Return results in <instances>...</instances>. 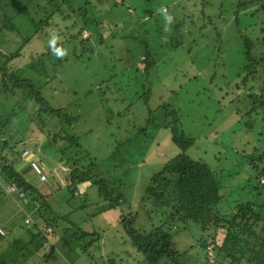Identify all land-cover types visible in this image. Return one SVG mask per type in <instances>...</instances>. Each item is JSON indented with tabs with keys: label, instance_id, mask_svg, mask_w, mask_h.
<instances>
[{
	"label": "rangeland",
	"instance_id": "374dc122",
	"mask_svg": "<svg viewBox=\"0 0 264 264\" xmlns=\"http://www.w3.org/2000/svg\"><path fill=\"white\" fill-rule=\"evenodd\" d=\"M240 1L249 0H77L78 7L89 10V16L103 22L101 26L105 24L103 42L93 39L83 46L86 31L70 37L78 34L81 17L64 14V19L58 13L51 18L52 8L45 0H0V50L17 54L0 64L31 79L50 107L73 119L66 124L42 112V104L27 95H33L30 89L18 91V100H11L17 124L12 117L8 121L13 134L8 146L16 143L15 148L24 149L26 141L20 135L29 128L28 148L45 162L44 180L33 171L29 175L45 193L33 210H47L44 214L49 218L57 210L66 214L72 227L63 233L55 227L53 238L48 235L52 240L56 237L53 249L44 246L21 264H147L131 244L121 219L131 213L134 227L141 231L165 221V212L142 198L151 176L179 152L171 140V126L154 125L165 120L164 113L171 108L177 111L178 130L194 141L188 155L207 163L222 181L224 197L217 208L228 211L235 203L261 200L252 188L257 169L242 155L264 166V112L253 129L245 127L241 115L248 106L247 89L257 88L264 95V42L250 48L253 57H263L256 83L246 89L240 84V90L236 83L246 76L244 41L255 38L262 18L253 8H240ZM8 20L11 29L3 24L9 25ZM56 49L62 54L57 55ZM149 108L154 113L148 114ZM69 136L77 138L78 147L68 144ZM29 149L22 151L27 159ZM75 155L80 159L74 165L91 167L93 177L113 183L126 201L100 211L105 202L90 176L72 190L68 166L73 164L64 161ZM76 174L83 177L80 171ZM22 195L7 207L10 216L3 214L8 221L0 217L9 230L0 252L14 238H26L21 227ZM36 216L38 223V218L43 222ZM172 225L169 231L180 264H219L212 245L205 250L198 245L201 234L195 224ZM82 229L91 235L76 239L74 231Z\"/></svg>",
	"mask_w": 264,
	"mask_h": 264
},
{
	"label": "trees",
	"instance_id": "16d2710c",
	"mask_svg": "<svg viewBox=\"0 0 264 264\" xmlns=\"http://www.w3.org/2000/svg\"><path fill=\"white\" fill-rule=\"evenodd\" d=\"M45 1L52 8L49 14L51 18L58 13L64 19L66 18L63 17L64 14H67V17L71 15L81 17L82 20H78L80 22V28L77 31L78 34H72L70 36L71 38H77L80 36V33L86 31L87 35L81 39L83 46H88L93 39L100 44L103 42V29L105 24L101 26L103 22L93 18L94 16H89V10H86L85 7H78L79 3L77 0ZM74 3L77 5L76 7H74ZM116 4L117 2L113 6ZM238 6H240V8H253L252 11L260 14L262 18L261 23L258 24L259 31L257 35L254 36L255 38L249 37L244 41V54L247 59V64L243 68L246 76H242V78L238 80V83L240 82L239 84L236 83L237 90H240V84L246 89L252 84H255V81L260 77H257V73L263 57H259V59L253 57L250 54V48L251 46L255 47L257 42H264V0L240 1ZM37 9H41L39 4ZM31 20L33 21V18H31ZM7 23L12 25L3 23L8 29L14 27L11 21L8 20ZM46 24H48V22ZM75 25H77V23ZM15 55L3 54L0 50V63L10 61ZM59 62H61V59L58 60V63ZM31 66L34 68L35 64H31ZM249 77L251 81H248ZM27 89L33 92V95L27 94L30 96L29 98L32 100L35 99V101L42 104V112L48 113L52 117L55 116L66 124L72 122L73 119L62 109L50 107L48 103L40 97L39 91L31 79L20 77L15 71H10L7 67L0 64V96H4V98H2L3 101H0V106L4 107V103L13 100L14 97L17 99L18 91L25 93ZM256 90L257 88L254 90L247 89L246 98H244L248 106L241 116L244 118L243 123L247 129H253L256 120L261 116L260 112H264V95L262 91L259 92ZM167 108L169 109V106H167L166 109ZM148 111V114L154 113L151 112L152 110L150 108ZM8 115L9 112L0 113L1 150L5 149L8 140L13 139V134L10 132L11 127L8 126V121L10 119ZM164 117L165 120L161 118L159 121L160 124L154 123V125H161L164 122L165 126H171V140L177 146L179 152L170 157L165 162L162 169L151 176L142 200L147 199L154 207L161 209V211L163 210L166 215L165 221L160 226H156L148 231H141L134 227V215L127 213L122 217L121 225L130 238L131 244L144 256L147 264H160L162 262L166 264H180V253L174 246L169 230L172 229V224H175L177 221L182 223L183 228L190 227L192 223L199 228V233L201 234L198 245L202 250L212 245L213 252L215 253V257L213 258H215L219 264H264V194L262 197L261 190L264 188V184L258 182L259 177L264 173V166L258 167L256 158L253 159L251 156L249 157L248 154L242 155L251 167L257 169V173L254 177L255 184L252 188L255 190L256 196L259 195L261 197V200L258 202H238L231 206L228 211L219 210L217 208L218 204L224 197L223 193H221V188H223L222 181L217 179V175L207 163L200 159H194L188 155L187 150L194 141L176 127L177 111L171 108L164 113ZM149 120L148 118V121ZM5 135L8 137L4 138ZM19 140L20 139H18V141ZM65 140L68 141L69 145L79 146L78 140L74 136L66 137ZM1 150L0 183L2 185H14L19 192L23 193L21 201L24 207L20 205L24 211L23 224L21 227L24 228L26 238L16 237L5 247L0 252V264H21L28 257L37 255V251L43 249L44 246L50 247V250L53 249L54 243L49 237L51 233H53L50 227L55 228V220L53 224L51 223V219L54 217L49 218L41 210H33L36 204L44 199L45 193L39 186L33 184L29 178H26L20 170H15V162L12 160L9 161L10 158L7 153L2 155ZM79 159L80 158L75 155L74 158L67 157L64 161L67 165L70 163L73 164L72 166H68L70 167L69 179L71 181L70 186L72 190H77V184L84 181L83 178L86 176L88 178L92 177L94 178L93 182L96 183L98 187V194L105 202V205L102 206L100 211L114 209L120 205L121 201H126L123 195L116 190L113 183L112 186L102 179L93 177L90 171L91 167L84 169V166L81 168L76 166V162H78ZM257 159H259L258 161H262L261 156ZM90 165L94 166L93 163ZM78 171L82 173V178L78 176L79 174H76ZM17 195H19L18 192ZM26 205L28 208H26ZM29 212L31 213L30 215L33 214V219L37 218L35 217L36 215H39L42 219L44 218L43 226H40L38 222L33 219L32 222L25 223L24 219ZM64 217H66V214ZM57 219L60 221L59 215ZM48 228L50 230L45 233V230ZM68 229H72V227L66 230L68 231ZM53 231H55V229H53ZM74 232H78L76 239L77 237L91 235L83 231V229ZM95 233L94 231L92 235ZM59 240L61 239L59 238ZM93 240L94 239L91 238L88 242H93ZM49 241L51 245H49Z\"/></svg>",
	"mask_w": 264,
	"mask_h": 264
},
{
	"label": "crops",
	"instance_id": "0c3cea01",
	"mask_svg": "<svg viewBox=\"0 0 264 264\" xmlns=\"http://www.w3.org/2000/svg\"><path fill=\"white\" fill-rule=\"evenodd\" d=\"M2 96V95H1ZM0 96V97H1ZM2 98H4V96L3 97H1V99ZM13 100H18V99H15V97H14V99ZM5 105H4V107H2V106H0V113L1 112H4V113H8L9 112V115L8 116H10V119H11V117H12V122L13 123H16L17 124V122H16V115H14V114H17V109L15 108V107H12V109H10V104H12V101H7V102H5L4 103ZM13 105H15V102H14V104ZM3 114V113H2ZM27 120V118H25V121ZM24 121V123H28V121H26L25 122ZM24 130V129H23ZM27 131L26 132H21L22 134L20 135V137L22 138V140H24L23 142H25V144H23V146L22 147H24V149L22 148L21 150H18L17 148H15L16 146L15 145H17L16 143H14V146H12V147H14V148H11V146H8V142H6V147H5V149H3V150H1V154L2 155H4V154H6L7 153V155H8V157L10 158V160L9 161H14L15 162V164H14V168H15V170H17L20 166L18 165L20 162H22L23 160H26V159H24V157L22 156V151L23 150H27V149H29L28 148V142H27V137L30 135V132H31V130H29V128L28 129H26ZM8 134H11V133H8ZM8 136H6L5 135V137L4 138H7ZM10 138H12L11 136H9ZM11 140V139H10ZM18 141V140H17ZM20 141V143H22L21 142V140H19ZM8 143V144H7ZM29 152H30V159L31 158H34V159H39V163H40V165H41V167H42V169H44V165H45V162L41 159V158H37V156L34 154V152H32L30 149H29ZM18 153V154H17ZM20 153V154H19ZM17 154V155H16ZM28 160V159H27ZM29 161V160H28ZM27 161V162H28ZM17 167V168H16ZM21 171V170H20ZM22 172V171H21ZM30 172H31V170H29V171H25L24 173L22 172V174H24V176L26 177V178H29V175H30ZM6 186H10V185H2L1 183H0V217L2 218V219H4V220H6V221H8V218L6 219V217L5 216H10V214L9 213H11V210L8 208L7 209V207H11V203L12 202H14V199L17 197L16 195L17 194H9V193H7L6 192V190H5V187ZM14 193V192H13ZM29 199V198H28ZM56 208V207H55ZM44 210H45V208H43ZM7 210L8 211H10L9 213L7 212ZM45 212H47V210H45ZM44 212V213H45ZM6 213H8L7 215H3V214H6ZM31 213L29 212V215H30ZM53 215H55V216H53L54 218H53V220H55V224H54V227H57V226H59L60 227V233H63L67 228H69V227H71V224L65 219V217H64V215L65 214H59L58 213V211L57 210H54L53 209ZM59 215V219H60V221L57 219V216ZM31 217H33V214L32 215H30ZM35 217H37V216H35ZM34 218V217H33ZM32 218V219H33ZM37 219V218H36ZM36 219H33V220H35V221H37ZM39 219V221L41 222H39L38 224L40 225V226H43V222H42V220L40 219V218H38ZM12 227H15V229H16V227H17V224H16V222H12ZM51 226V225H50ZM0 227L5 231L4 232V234L3 235H1L0 234V243H1V241L3 240V237H5V235L7 234L8 235V229H6V224H5V222H1V220H0ZM20 227V226H19ZM6 229V230H5ZM55 230H56V228H55ZM92 231H93V229H92ZM52 232L53 233H51V237H52V235H54V231L52 230ZM16 235H18V234H16ZM55 240H56V237L54 236V240H52V238H51V241L54 243L55 242ZM58 240H59V238H58ZM4 242V241H3ZM8 243V242H7ZM3 246H7V244L6 245H3Z\"/></svg>",
	"mask_w": 264,
	"mask_h": 264
},
{
	"label": "built area",
	"instance_id": "2783aa9c",
	"mask_svg": "<svg viewBox=\"0 0 264 264\" xmlns=\"http://www.w3.org/2000/svg\"><path fill=\"white\" fill-rule=\"evenodd\" d=\"M23 155V154H22ZM26 152L24 153L23 157L25 156L26 157ZM28 164L30 165V168H31V171H33L36 175H38L39 179L40 180H44L45 179V175H44V172L41 168V165L39 164V162L34 159V158H31L29 161H28ZM258 182L260 184H264V173L259 177L258 179ZM5 190L7 193H13V192H18L20 195H22L23 193L22 192H19V190H17V187L14 186V185H10V186H6L5 187ZM25 223H30L32 222V217L27 214L25 219H24ZM50 229L48 228V230L46 231H49ZM0 234L3 235L4 234V230L0 227Z\"/></svg>",
	"mask_w": 264,
	"mask_h": 264
},
{
	"label": "water",
	"instance_id": "95a60500",
	"mask_svg": "<svg viewBox=\"0 0 264 264\" xmlns=\"http://www.w3.org/2000/svg\"><path fill=\"white\" fill-rule=\"evenodd\" d=\"M24 159H26V157H24ZM28 160H30V159H28ZM27 159L26 160H23L22 162H20L18 165L20 166L17 170H21L23 173L25 172V171H29V170H31V168H30V165L28 164V161ZM17 168V167H16Z\"/></svg>",
	"mask_w": 264,
	"mask_h": 264
},
{
	"label": "clouds",
	"instance_id": "9594fccd",
	"mask_svg": "<svg viewBox=\"0 0 264 264\" xmlns=\"http://www.w3.org/2000/svg\"><path fill=\"white\" fill-rule=\"evenodd\" d=\"M55 51H56L57 55H61L62 54L58 49H56Z\"/></svg>",
	"mask_w": 264,
	"mask_h": 264
},
{
	"label": "bare ground",
	"instance_id": "6f19581e",
	"mask_svg": "<svg viewBox=\"0 0 264 264\" xmlns=\"http://www.w3.org/2000/svg\"><path fill=\"white\" fill-rule=\"evenodd\" d=\"M30 158V157H29Z\"/></svg>",
	"mask_w": 264,
	"mask_h": 264
}]
</instances>
